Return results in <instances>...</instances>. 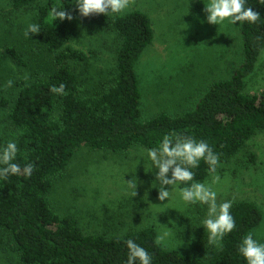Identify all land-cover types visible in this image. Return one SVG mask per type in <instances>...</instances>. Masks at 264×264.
I'll use <instances>...</instances> for the list:
<instances>
[{
    "label": "trees",
    "instance_id": "obj_1",
    "mask_svg": "<svg viewBox=\"0 0 264 264\" xmlns=\"http://www.w3.org/2000/svg\"><path fill=\"white\" fill-rule=\"evenodd\" d=\"M42 1L12 0V5L19 11ZM76 3L46 0L38 8L37 41L55 54L57 67L48 77L25 85L9 114L15 130L12 141L18 147L13 162L21 169L32 163L35 170L30 177L21 171L0 178V233L9 237L0 240L1 250L16 253L22 264H126L125 242L132 239L152 255V264H247L239 246L263 220V212L254 202L241 201L232 206L235 229L224 236L222 247L212 245L201 257L165 249L156 242L153 227L124 236L87 234L75 217L57 215L49 196L53 182L61 179L82 147L113 152L127 151L135 145L153 149L159 148L165 135H173L206 141L219 156V163L237 155L251 137L264 130V90L253 94L246 91V80L256 72L264 52V0H247V6L261 17L256 23L239 22L244 57L234 75L214 82L194 109L177 116L162 113L146 122L141 121L142 91L135 66L154 41L151 18L135 10L106 23L107 29L121 37L118 75L103 92L85 95L71 62H85L87 54L68 46L73 32L67 23L53 17L51 9H65L85 23L105 20V15L83 17ZM10 55L16 64L26 65L19 51L11 50ZM62 83L66 95L51 91ZM2 143L0 140V146ZM251 156L255 160L256 155ZM192 171L195 182L203 183L210 176L204 160Z\"/></svg>",
    "mask_w": 264,
    "mask_h": 264
},
{
    "label": "rangeland",
    "instance_id": "obj_2",
    "mask_svg": "<svg viewBox=\"0 0 264 264\" xmlns=\"http://www.w3.org/2000/svg\"><path fill=\"white\" fill-rule=\"evenodd\" d=\"M208 3L209 0H135L124 12L109 13L105 20L94 23H85L79 15L69 12L73 19L63 20L73 32L68 46L82 50L88 57L85 62H71L83 93H100L114 84L121 37L107 29L106 23L139 10L151 18L155 35L135 66L142 91L141 121L162 113L177 116L194 109L214 82L234 75L244 57L239 22L208 23V13L204 11ZM44 4L46 0L18 11L12 0H0V149L15 137L9 114L20 90L48 77L57 67L55 54L37 41L36 34H24L29 24H39L38 8ZM11 50L19 51L25 66L13 61ZM9 80L13 81L12 87H6ZM263 90L264 52L256 72L246 80L248 93ZM190 96L186 104L191 106L183 107V101ZM147 150L140 145L121 152L82 147L61 179L53 182L49 196L52 209L60 217H75L87 234L124 236L153 227L159 236L167 230L171 235L160 243L162 247L204 257L213 245L202 224L208 206L182 200L180 189L190 187L191 182L165 185L170 197L159 200L158 169L152 167ZM217 174L220 181L213 185L217 203L232 200L233 205L241 201L259 205L263 220L251 233L264 243V130L251 137L237 155L221 161ZM133 178L137 180L135 196L127 184ZM167 178H171L170 172ZM211 182L210 174L203 183ZM0 240L9 237L0 233ZM0 264L22 263L16 253L0 248Z\"/></svg>",
    "mask_w": 264,
    "mask_h": 264
},
{
    "label": "clouds",
    "instance_id": "obj_3",
    "mask_svg": "<svg viewBox=\"0 0 264 264\" xmlns=\"http://www.w3.org/2000/svg\"><path fill=\"white\" fill-rule=\"evenodd\" d=\"M135 4V0H77L76 7L83 17L90 15H108L109 13L118 14L129 9ZM204 11L208 13L207 21L210 24H220L225 20L235 25L237 22L256 23L260 19V14L247 6V0H209L205 5ZM55 19H73L72 15L65 9H51ZM39 24H29L25 30V36L29 33L38 34ZM13 81H7L6 87H12ZM65 85L53 86L51 91L55 94L66 95ZM18 152L17 144L9 141L6 146L0 149V178L7 179L9 175H19L21 171L26 177H30L35 170L32 163L21 169L20 165L13 162ZM147 155L152 162V167L158 169L156 180L160 182L158 199L164 201L170 197V191L165 189V185H175L177 182L186 184L191 182L190 187L180 189L181 198L184 202L195 204L197 202L208 206L207 217L202 221L203 227L207 229L209 244L222 247V240L225 235L231 233L236 222L231 215L233 201L226 200L217 203V192L213 185L219 183L220 177L217 174L219 167V156L213 151L206 141L186 136L165 135L159 148L147 150ZM204 160L209 165L212 175L211 184L195 182L193 168L199 166V162ZM171 171V178L167 174ZM137 180L133 178L128 181V186L136 195ZM170 231L165 230L162 235L157 237L156 242L161 243L166 237L170 236ZM128 256L126 264H152V255L134 240L128 239L126 242ZM247 264H264V243L254 238L253 233L249 232L241 241L238 249Z\"/></svg>",
    "mask_w": 264,
    "mask_h": 264
},
{
    "label": "crops",
    "instance_id": "obj_4",
    "mask_svg": "<svg viewBox=\"0 0 264 264\" xmlns=\"http://www.w3.org/2000/svg\"><path fill=\"white\" fill-rule=\"evenodd\" d=\"M191 98H192V97L190 96V97H188L187 100H184V101H183V103H184L183 107H186V108H187V107L191 106V104H189V105L186 104L189 100H191ZM193 100H194V99H193Z\"/></svg>",
    "mask_w": 264,
    "mask_h": 264
}]
</instances>
